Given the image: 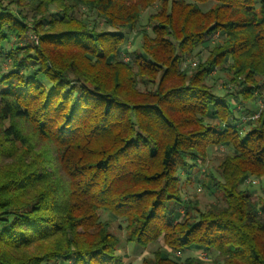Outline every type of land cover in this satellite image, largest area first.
<instances>
[{"label":"trees","instance_id":"16d2710c","mask_svg":"<svg viewBox=\"0 0 264 264\" xmlns=\"http://www.w3.org/2000/svg\"><path fill=\"white\" fill-rule=\"evenodd\" d=\"M164 1L149 18L152 36L138 30L142 52L125 50V31L142 25V11L154 0L0 2V57L10 61L0 72V164L7 161L0 166V264H125L111 232L30 252L38 240L68 233L72 222L50 214L68 208H91L79 219L87 223L108 210L125 221L128 241L142 247L162 238L166 249L142 264H170L169 251L202 249L217 264H264V200L243 188L249 176H264V109L245 130L225 98L232 92L220 96L207 83L219 69L242 87L233 95L238 102L260 93L264 0H214L206 12L198 3L209 0ZM215 30L222 38L208 57L184 69ZM157 76L154 90H135ZM212 113L216 123L206 122ZM18 121L55 144L49 153L63 169L73 205L62 210L49 185L42 187L52 158ZM218 146L229 151L218 165L221 179L211 173L199 183L224 202L193 213L182 190ZM199 262L191 254L182 264Z\"/></svg>","mask_w":264,"mask_h":264},{"label":"rangeland","instance_id":"374dc122","mask_svg":"<svg viewBox=\"0 0 264 264\" xmlns=\"http://www.w3.org/2000/svg\"><path fill=\"white\" fill-rule=\"evenodd\" d=\"M10 0H0L4 5L8 4ZM172 0H167V4H170ZM165 2L164 0H154V2L150 5L145 7V9L142 11V18L141 22L142 25H136V29L133 30H126V36L127 41L125 43V50L126 51H137L142 52L143 48L142 45L144 43V38L140 33H138V30L145 29L150 36H152L151 33V25L150 23L151 16L156 15L160 8L162 3ZM217 1L209 0L204 3H198V5L201 7L203 11H208L209 8L215 7L217 4ZM259 8V5H257ZM87 10V8H86ZM85 9H82L80 14L83 16L82 12L86 11ZM258 10V9H257ZM93 11L92 17L96 16ZM87 17V15H86ZM90 17V18H92ZM93 19V18H92ZM153 19V18H152ZM31 20V19H30ZM32 21V20H31ZM33 23V22H30ZM102 24V22H101ZM214 24V23H213ZM211 38V39H210ZM222 38V35L220 34L219 30L213 31V33L207 35L205 37L206 44L201 48L200 55H194L189 57L188 60L184 62V69H189L190 71L193 70L194 67H196V64L200 62V59L204 60L209 55V47H211L216 41L220 40ZM29 39L31 43L35 46L39 45V36L38 34L34 32H30ZM20 45H24V42H20ZM12 46V43H5L6 50L10 49ZM23 53V52H22ZM4 56V55H3ZM0 57V72H5L10 67V61L6 60L4 57ZM200 58V59H199ZM128 59V56H126L125 60ZM199 64V63H198ZM215 76L216 79L210 77L207 80V83L213 88L214 92L218 93L220 96H224L227 91L232 92V94H228L225 96L226 100L231 103V106H233L235 114L239 115L244 122V129L247 130L252 127V124L250 123L253 118H257L259 116V113L262 109H264V78H258L257 81L261 83V87L259 89L260 93H256L254 91L253 96H246L244 98L243 103H240L237 101L236 98H234L233 95L236 94L237 90L242 89L241 86L234 85L233 83L228 81V78L225 74V72L219 71V69L214 70L212 76ZM158 76L156 77V82H137L134 86L135 90L138 91V93L143 91H150L154 90L157 87L158 82ZM250 84V83H249ZM244 111V112H242ZM216 115L211 114L209 117H207L205 120L208 123H216ZM20 125L24 129V134L30 135V138L34 144H36V147H43L44 151L48 154L47 158L48 160L52 158V161L49 162V165H47V177L49 178L48 182H44L42 187H45L47 185L48 189L47 191H53V194L49 195L51 197H55L57 201L55 202L56 205H60L62 210L64 208H67L68 205L73 202V199H70V197L67 196L66 190L68 189V184L64 183L65 177L63 176V169L58 167L54 159H56L53 156L50 155L49 151L51 152L52 149H54L55 144L51 142L48 139L42 140L37 139L34 135H32L31 127L27 126L25 122H20ZM10 124L9 120H6L4 122V126L7 127ZM8 143L5 144V146ZM229 153L227 147L218 146V147H210L209 153L207 158L202 161H200L199 168H196L195 171L192 174L191 182L188 186L185 187V189L182 190L184 198H187L189 201H192V207L195 209L193 213L203 211L212 203H219L223 204L224 200L222 197V194L218 191L211 190L209 191L207 188H205L201 183H199V179H203L204 181H207L206 179H209V175L212 173L216 176V178L221 179L220 174L218 172V165L221 162L222 159L225 158L226 154ZM70 157V156H69ZM7 161H2L0 166L5 165ZM182 180L185 181V176L182 175ZM247 187L252 192V198L256 202L264 200V176L257 177V176H249L246 181L244 182L243 188ZM40 189H35L33 191H39ZM69 187V191H70ZM65 192V193H64ZM63 193V194H62ZM67 197L69 199H67ZM52 199V198H51ZM65 199V200H64ZM61 200V201H60ZM73 205V203L71 204ZM58 207V206H57ZM73 209V208H72ZM84 209L83 210H71V208H68L67 211L63 212L62 214L57 212L54 214L51 212V215H58L57 217L61 218L65 222H72V224L67 225V227H72L67 234L61 233L59 235H56L54 237H50L49 239H42V240H36L34 244L30 245L28 249L30 252L33 253L36 252H44L46 250H54L57 249L59 246H63V248L66 246L65 244L68 243L69 237L73 236L75 238L83 239L82 237L87 238L89 236L95 235L98 232H111L115 235L116 238L119 239V252L122 257L125 264H142V260L146 258L145 260L148 261L150 259L155 258L157 256V253L161 249H166V246L164 247V241L162 238H158L155 241H151L147 243V246L142 247L137 242L128 241V234L126 231V224L125 221L121 218L115 217L112 213H110L108 210L105 209H99L98 214L99 217L96 220V222H83V220H80V217L86 214H90L92 210ZM199 210V211H197ZM60 214V215H59ZM183 216V214H182ZM83 222V223H82ZM75 234V235H73ZM87 234V235H86ZM82 236V237H81ZM168 250V249H167ZM170 250V249H169ZM168 250V251H169ZM29 252V253H30ZM193 254L195 257L199 258L200 264H217L214 261V258H210L206 251L202 250H196L193 252L192 250H186L182 253L179 251H169V256L171 257L173 263L170 264H177L181 263L185 257Z\"/></svg>","mask_w":264,"mask_h":264}]
</instances>
